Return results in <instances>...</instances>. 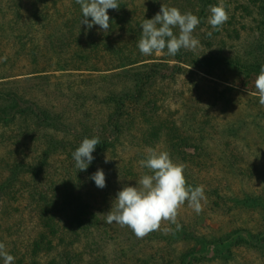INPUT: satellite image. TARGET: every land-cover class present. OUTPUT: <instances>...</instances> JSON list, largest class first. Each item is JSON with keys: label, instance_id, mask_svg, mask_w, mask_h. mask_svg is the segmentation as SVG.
I'll return each mask as SVG.
<instances>
[{"label": "rangeland", "instance_id": "rangeland-1", "mask_svg": "<svg viewBox=\"0 0 264 264\" xmlns=\"http://www.w3.org/2000/svg\"><path fill=\"white\" fill-rule=\"evenodd\" d=\"M144 1L146 0H136L141 2L137 11L141 18L148 12ZM227 1V14L229 19L233 17V27L236 29H240L242 23L249 25L252 19H260L256 12L249 17L241 13L246 0ZM256 1L254 4L259 6L260 0ZM221 3L224 6V1L220 0ZM34 5L41 7L44 2L0 0V75L5 74V78L0 79V89L17 90L25 99L59 115V123H64V130L68 135L62 133L56 136L66 140V145L50 158V169L46 173L48 178H52L54 173H58L55 170L58 166L66 168V172H72L69 167L75 169L74 164H71L74 161L72 153L78 147L77 137L81 132L89 130L101 134L111 131L108 117L113 111L106 96L114 86L120 88L126 79L106 72L57 71L54 65L39 72L46 66L42 61L44 58L36 59L35 62L32 58H27L28 34L30 32L36 35L32 26L27 28V9ZM65 5L68 6L67 1ZM184 5L185 3L180 10L182 13H193L192 4ZM16 9L19 11L16 12ZM69 11V8H63L55 12V26L60 27V35L65 31L66 39L65 28L72 25L70 32L77 33L80 32L78 26H82L78 22L72 24L73 20L67 19ZM199 26L200 32L208 33L213 30L208 18ZM52 27L50 25L49 28ZM229 30L232 31L231 28ZM175 33L178 34V29H175ZM193 37L201 43V38ZM211 39L213 47H222L224 51L239 52L254 43L264 49V30H251L249 27L243 30L240 39H236L232 32L229 38L218 35L208 37L205 41ZM40 40L47 49L51 48L45 36ZM199 44L195 51H199ZM71 45L76 46V41L71 42ZM166 53L164 51L161 55L153 54L149 57L160 65L154 88L146 93L151 94L150 100L155 112L138 107L140 121L136 122V126L149 136L146 140L148 147L168 152L174 163L184 166V176L189 185H203L205 198L201 201L202 211L197 214L185 202L178 211L177 222L182 227H189L188 230H194L196 235H211L210 238L214 236L211 245H196L192 239L185 240L176 233L165 240L160 238L161 234H157V231L138 239L130 228L121 227L115 222L107 223L106 214L111 210L117 192L124 186H132L128 182L127 185H121L116 171L110 167L111 180L108 172L106 180L112 182L115 179L117 185L121 186L114 188L110 185L109 192L96 186L95 196L91 195L90 202L99 216L93 220L88 231L79 232L69 223L78 200L84 206L90 195L85 187L73 190L76 199L68 203L64 210L68 220L64 224L52 225L55 219L48 215L50 208H42V211L36 212V207L28 202L27 176L19 177L18 182H14L11 187L4 185L0 195V242L5 244L6 250L14 257L13 264H48L46 256L52 260L56 255H65L72 261L80 255L84 264H176L177 256L190 251L202 256L199 264H264V239L260 243L256 242V246H250L251 241L261 239L259 233L264 231V201L253 206L251 201L258 194L264 195V106L252 94L256 91V78L246 77L233 66L208 65V70L205 63L200 62L203 57L197 56L199 59L192 60L187 56H180L176 59ZM204 55L208 56V53ZM187 59L193 61V67L189 66ZM223 88L231 89L230 94L222 92ZM128 109H133V106ZM192 117L194 121H191ZM198 120L201 121L199 126L209 131L206 135L202 131L207 137L206 141L210 142L209 151L205 154H201L191 144L190 138L195 140L199 137V133L195 135L191 132V127L194 125L195 128ZM117 125L122 126L120 142L123 145L118 147V153L126 157L135 143L132 142L133 127L126 118L120 119ZM9 128L7 130L0 124V164L3 160L14 157L15 160L26 163L31 161L33 141L42 140L43 135H54L51 128L36 127L31 118L25 117L10 122ZM152 130L158 132L155 139L151 137ZM200 148L207 147L204 144ZM105 150L103 153H92L95 160L91 162L93 172L102 165H109L110 160L116 162L118 159L116 149ZM175 150L184 153L179 158ZM186 153L196 157L192 158ZM106 155L109 158L107 163ZM136 167L140 169L139 161ZM8 175L0 171V181L2 176L4 179ZM142 175L140 170L139 178ZM66 194L67 191H61L54 197L67 203ZM234 199L241 201L240 206L234 205ZM40 214L45 215L41 220ZM46 223L56 229V236H53L50 246L44 244L47 255L40 257L38 252L35 257L28 255L31 242L48 228L45 227ZM170 225L174 224L162 222L158 231L167 237L169 233L165 234L164 229L170 228ZM208 239L207 237L206 240ZM261 246L263 249H260ZM58 262L60 259L55 260L56 264ZM0 264H4L2 258Z\"/></svg>", "mask_w": 264, "mask_h": 264}, {"label": "trees", "instance_id": "trees-1", "mask_svg": "<svg viewBox=\"0 0 264 264\" xmlns=\"http://www.w3.org/2000/svg\"><path fill=\"white\" fill-rule=\"evenodd\" d=\"M41 1L44 2V6L36 7L34 5L31 6L30 9H27V11H29V13H27L29 15L27 16V28L32 26L36 33V35L30 32L28 34L27 58H32L34 62L36 59L42 60V58H44L42 61L46 66H44L39 72H44L46 67L51 68V65H54L57 71L81 70L100 73L106 72L114 73L113 76L117 74L116 77L122 76L123 79H126L120 88L114 86L108 91V95L106 96L108 104L113 111L108 117L111 131L99 134L85 130V132H81V134L78 135L77 138L79 141L77 145L79 146L84 138H92L95 136L100 140V144L95 148L96 154L105 152V149H116L115 154L119 156L116 162L110 160L109 165H102L99 169H102L105 176H107L109 174V169H112L110 167H113L112 170L116 171V176L120 179L121 185H124L123 183L127 185V182L132 186L135 185L136 178L139 179L140 170L143 174L148 173L146 168H141L140 166L139 169L136 167V164L141 159L146 158V149L150 148L146 142L149 136H146V132L140 130V128L136 126V122L140 121V115L137 109L138 107L141 109L147 108L150 111L155 112V107H153L152 100H150L151 94L146 95V93L148 90L151 91L154 88L155 81L159 75L158 68L160 66L153 61V58H149L151 56L142 55L137 47L138 40L142 35L141 24L144 19L153 18L155 14L160 11L162 4L168 7H177L178 3H180L179 10H182L184 3L185 5L190 3L193 6L194 15L200 20L199 25H202L210 13L209 7L212 5H219L220 0H179V2H177V0H146L144 1V4L149 13L146 12V16L142 18L137 14L141 2H136V0H117L119 8L108 10L110 29L107 32L101 30L98 25H93L91 29H87L86 25H82L78 26L80 32L75 33L70 32L72 30V25H70L68 29H64L67 30V39L65 31L60 35V27L57 28L58 26H55V24H57L55 12H59L63 8L66 10L69 8L70 11L67 19L73 20L72 24L78 22V24L81 25L80 21L82 19V13L80 5L76 4L75 0H36V2ZM66 1L68 2V6L65 5ZM222 1H224L226 12H228V1ZM246 1L247 3L242 5L241 13H244L249 17L255 15L256 12L258 17L260 15V19L258 21L252 19L249 22V25L242 23L240 29H236V27H233V17L230 19L228 18L219 30H212L211 36L222 35L224 38H229V34L232 32L236 39H240L241 33L247 27L251 30H264V0H260L259 6L254 4L257 3L256 0ZM15 11L18 12L19 10L16 9ZM89 20H91L90 17ZM50 25H53L51 29L49 28ZM199 25L192 33L193 36L201 38L199 51H195L197 48L190 51L181 49L174 56L176 59H179L180 56H187L192 60H197L199 57H203L201 61H199L204 62V66L207 67L208 70L211 65L233 66L239 72L244 73L246 77L255 79L258 76L261 65H264V49L259 48L255 43L248 47H244L239 52H232L231 50L224 51V48L222 47L215 48L213 47L212 39L208 42L205 41L208 37L211 38V36L205 31L200 32L201 26ZM230 28L232 31L229 30ZM173 31L175 33V29ZM89 34L90 36H88ZM43 36H45V39L49 40L48 45L51 47L50 49H47L44 43L41 44L42 40H40V38H43ZM55 37H57V39H55ZM74 41L77 43L76 46L71 45V42ZM164 51L167 52V49L165 48ZM204 53H208V56H205ZM48 54H50V56H48ZM192 60L189 61L187 59V62L191 67H193ZM27 74L29 73L27 72ZM4 75L5 74H1L0 79L5 78ZM0 85L2 84L0 83ZM8 89L9 90L0 89L1 126L9 130L10 122H15L17 119L23 117L31 118L36 127L51 128L54 135L50 133L46 137L43 135L42 140L33 141L30 150V154L32 155L31 161L26 163L20 160H15L16 157H14L11 158V160H3V162H1V173L3 174V172H6L9 175L4 179L2 176V180L0 181V195L3 193V186L5 184H7V186L10 185L11 187L19 177L27 176L28 202L31 206L36 207V212L38 210L42 211V208H50L48 215H51V218L55 219L52 224L54 225L59 223L64 224L68 220V216L64 213V210L68 203H71L76 199L73 190L85 187L87 194L90 195L87 196L84 206H81L78 200L74 215L69 223H72V226L75 227L76 230L78 229L79 232L88 231L93 220L99 216V214L95 213L93 209L94 206H92V203L90 202L91 195L94 197L96 193V191H94L96 185L93 186V180L90 179L92 174L95 173L91 169L92 165L90 164L87 170L81 172L72 167H69V170L72 169V172H66V168L58 166L55 168L58 173H54L52 178H48L46 173L50 169V158L66 145V140L56 136L57 134H66L64 123H59V115H54L39 107L34 101L25 99L17 90L11 88ZM230 91L231 89L223 88L222 92L230 94ZM144 103H146V106H143ZM129 104L133 106V109H128L131 106ZM114 117L116 121L113 122ZM122 118L128 119V123L133 127L132 142L135 141L134 146L130 149V153L128 152L126 157H122L118 153V147H123V145L120 142L122 126L118 127L117 124ZM191 121H194L193 117L191 118ZM200 122V120L197 121L195 128L194 125L191 127V132L195 135L199 133V137L195 140L194 138L190 139H192L191 144L195 149L200 150L201 154H205L207 150L209 151L210 142L206 141L207 137L205 136L209 131H206L204 127L199 126ZM202 131H205V135ZM157 134L158 132L156 130H152L151 137L155 139L157 138ZM204 144L207 148H200L204 147ZM175 151L179 158L184 153L180 150ZM7 153L11 152L7 151ZM186 155H190L192 158L196 157L190 153H186ZM8 157L11 156L9 155ZM170 158L172 160V155ZM71 164H74V161ZM110 176L111 173L109 174V177ZM185 178L188 184L187 177L185 176ZM110 180H106V186L102 189L100 188V190L109 192L110 185L114 186V188L121 186L117 185L115 179L112 182ZM61 191H67V203L57 199V196L54 197L57 192L61 193ZM2 198L4 201L6 200L5 197ZM263 198L264 195L262 194H258L251 198L252 206L255 203H261V200L263 202ZM235 199L232 201L234 205L240 206L241 201L239 202ZM105 209L106 208H104V211ZM42 216L44 217L45 215L40 214V220L42 219ZM47 226L48 228L44 229V234L39 235L31 242L32 246L31 250L27 253L28 255L32 254V256L35 257L37 252L40 257L47 255L46 246L44 244L47 243L46 245L50 246L53 236H56V229L51 228L49 223H46L45 227ZM170 228L173 231L169 232V236L167 237L160 233V230L156 233L161 234L160 238L165 240L168 239V237H173L176 233L178 236H182L185 240L192 239L196 245L199 244L202 247L204 244H207V246L211 245V239L215 238L214 236L210 238L211 235H196L194 233L195 231L188 230L189 227L187 226H183L180 231H175V225H170ZM259 235L261 236V239L251 241V247L256 246V242L260 243L261 240L264 239V231L259 233ZM207 237L209 238L208 240H206ZM77 249H79V247H77ZM260 249H263V246H261ZM201 254L204 253L202 252ZM46 258V262H49L48 264H56L55 260L57 259H60L58 264H82L83 262L80 255L77 256L74 261L68 259L65 255H62L61 257L56 255L52 260L48 256H46ZM201 258L202 256H197V254L190 251L189 253H181L180 256L175 258V262L176 264H199Z\"/></svg>", "mask_w": 264, "mask_h": 264}, {"label": "clouds", "instance_id": "clouds-1", "mask_svg": "<svg viewBox=\"0 0 264 264\" xmlns=\"http://www.w3.org/2000/svg\"><path fill=\"white\" fill-rule=\"evenodd\" d=\"M80 5L81 25L91 29L98 25L107 32L110 29L109 9H118L117 0H75ZM208 23L213 30H219L228 20V14L223 4L209 7ZM89 17L91 20H89ZM200 24L199 18L191 11L182 13L177 7L161 5L160 11L151 19H144L141 28L142 35L137 47L142 55H161L165 48L168 56H175L181 49L194 50L199 41L192 33ZM178 29V34L174 33ZM211 36L212 33L208 32ZM256 95L259 104L264 106V65H261L255 79ZM100 144L98 137L84 138L72 153L74 166L77 170L85 171L94 160L92 153ZM109 161L105 157V163ZM142 168L148 170L135 186H124L117 192L111 210L106 214L107 223L115 222L121 227H128L138 239L161 229L162 222L175 225V231H180L182 225L177 222L179 209L187 202L188 207L197 214L202 211L201 201L205 198L203 185L193 187L187 184L184 176V166L174 163L168 152L146 149V158L139 161ZM98 188L106 186L105 173L102 169L90 177ZM173 230L164 229L168 234ZM0 258L4 264H13L14 257L0 242Z\"/></svg>", "mask_w": 264, "mask_h": 264}]
</instances>
